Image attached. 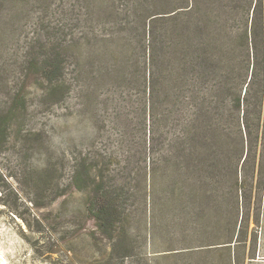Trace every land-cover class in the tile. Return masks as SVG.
I'll use <instances>...</instances> for the list:
<instances>
[{"label":"rangeland","instance_id":"374dc122","mask_svg":"<svg viewBox=\"0 0 264 264\" xmlns=\"http://www.w3.org/2000/svg\"><path fill=\"white\" fill-rule=\"evenodd\" d=\"M101 2L103 11L92 13L95 0H0V264H264L261 33L246 56L247 82L254 74L249 101L224 120V134L207 138V155L227 179L218 175L210 182L216 190L211 209L197 225L170 216V246L186 255L158 260L134 214L127 219L126 247L112 256L88 210L87 193L70 184L79 152L102 153L112 177L128 175L130 168L122 134L139 104V74L130 84L103 61L101 78L92 77L100 61L94 43L107 31L116 41L130 36L111 27L116 20L109 0ZM241 58L234 57L226 87L238 76ZM50 68L57 72L52 80L44 75ZM81 69L88 77L79 76ZM226 97L230 111L232 95ZM17 98L22 109L15 112ZM237 174L239 184L231 188ZM160 226L163 231L166 221Z\"/></svg>","mask_w":264,"mask_h":264},{"label":"trees","instance_id":"16d2710c","mask_svg":"<svg viewBox=\"0 0 264 264\" xmlns=\"http://www.w3.org/2000/svg\"><path fill=\"white\" fill-rule=\"evenodd\" d=\"M95 1L92 13H101L102 2ZM107 9L116 20L111 27L130 36L116 41V34L107 31L94 43L100 61L92 77L101 78L103 61L130 84L139 76V104L122 134L125 168H130L128 175L112 177L102 153L79 152L70 184L87 193L88 210L110 241L112 256L126 247L127 219L134 214L141 217L143 238L158 260L185 256L170 246L175 241L170 216L197 225L211 209L209 199L216 190L210 182L218 175L221 182L227 179L207 155V138L224 134V120L235 118L234 111L251 97L254 74L247 82L246 56L258 34L264 36V0H109ZM238 54L239 74L231 88L226 87ZM56 74L53 68L44 73L50 80ZM79 76L86 78L88 72L81 69ZM13 109H22L19 98ZM4 129L0 122V136ZM235 177L231 188L239 184L238 174Z\"/></svg>","mask_w":264,"mask_h":264}]
</instances>
